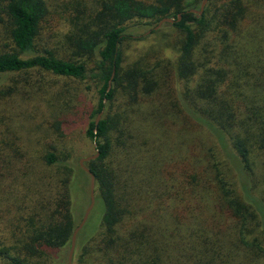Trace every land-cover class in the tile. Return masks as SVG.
Wrapping results in <instances>:
<instances>
[{"label": "trees", "instance_id": "obj_1", "mask_svg": "<svg viewBox=\"0 0 264 264\" xmlns=\"http://www.w3.org/2000/svg\"><path fill=\"white\" fill-rule=\"evenodd\" d=\"M259 1L208 0L198 16L189 12L193 8L186 0H81L66 35L77 59L47 50L38 53L48 15L44 0H4L0 5L6 42L0 46V75L40 70L97 86L98 103L86 136L97 144L99 157L84 165L95 177V196L104 206L98 232L104 263L113 264L116 256L120 264H264V6ZM164 18H172L168 25L181 35L177 56L154 63L141 58L123 67L122 48L132 38L130 28L152 27ZM87 56L91 61H84ZM176 83L182 85L178 101L172 99L179 92ZM122 97L124 108L140 112L142 129L152 122L153 134L144 142L137 131L133 137L128 131V139L120 141L125 133L121 120L109 111ZM144 99L152 102L153 111L136 109ZM124 108L120 104L126 115ZM104 110L106 116L96 127L95 119ZM153 113L158 120L150 119ZM177 114L183 116L188 132L198 128L210 141L184 140L181 179H170V156L181 144L162 140V127ZM60 124L58 119L52 123L55 131ZM146 141L154 144L150 151ZM117 148L135 161H147V166L136 167L127 156L124 171L106 163ZM165 148L168 156L161 176L169 179H155L160 159L152 149ZM19 157L24 158L22 152L12 151L7 167L14 178L23 169L17 165ZM42 158L47 166L61 165L53 146ZM66 170L59 223L48 234L57 236V247L70 242L81 217L74 218L68 201L73 178L80 172L87 178L86 195L89 190L90 179L80 165L77 174L70 176ZM141 208H152L148 214L154 216L153 228L139 225L124 231V220L137 217ZM6 264L24 263L11 258Z\"/></svg>", "mask_w": 264, "mask_h": 264}, {"label": "rangeland", "instance_id": "obj_2", "mask_svg": "<svg viewBox=\"0 0 264 264\" xmlns=\"http://www.w3.org/2000/svg\"><path fill=\"white\" fill-rule=\"evenodd\" d=\"M44 1L48 15L40 31L38 53L47 50L57 57L77 59L75 51L66 43V35L72 30V19L77 14V4L81 0ZM201 1L186 0V4L198 10ZM3 3L4 0H0V5ZM257 4L263 7L264 0ZM155 26L130 28L132 38L126 40L122 48L123 67L140 62L141 58L154 63L162 58L174 59L177 56L180 33L175 32L168 23L158 29H154ZM3 27L0 22V46L6 43ZM87 57L88 59L84 61H91L90 56ZM181 86L176 83L175 89L179 92L172 94L173 100H179ZM120 99L122 101L116 103L114 109L109 111L110 116L114 115L121 120V131L125 133L121 135L120 141L128 139V131L132 137L136 136L134 131H137L140 141L144 142L153 134L152 122L149 124L146 122L142 129L137 117L140 116V112L124 108L126 97ZM144 100L146 102L141 101L136 109L143 108L147 113L151 109L153 111L152 102ZM97 103V86L90 81L56 77L40 70L0 75V171L4 174L3 177L0 176V264H6L11 258L18 259L24 264H68L71 240L63 247H57V236L48 234H52L50 228L59 223V205L63 199L61 181L68 174L66 169H69L70 176L72 173L77 174L79 160L96 152L94 142L86 136V128L89 116ZM120 104L126 115L120 112ZM104 116L105 110L102 112V117ZM154 117L150 119L158 120L156 115ZM182 118L183 116L177 114L173 119L170 118L164 129L162 127L163 135H166L162 140L172 138L176 140L175 143L181 144L177 150H172L170 156V179H177V176L181 179L179 175L185 166L184 156L187 149L186 144L183 145L184 140L191 137L197 142L199 137L204 141H210L208 136L199 134L198 128L188 132L183 127ZM57 119L61 124L60 130L55 131L52 123L54 124ZM174 122L178 125L175 126ZM162 131L157 135V139ZM146 142L145 147L150 151L154 144ZM49 146L57 150L61 165L47 166L43 162L42 157ZM14 150L22 152L24 157L16 159L18 167L23 169L15 178L7 169ZM154 150L152 149V152L160 159L156 173H153L155 179H169L167 174L161 176V172L166 170L168 149L157 152ZM115 152L106 159V163L120 165V170L124 171L122 170L123 166H126L124 159L129 155H122L124 152L119 148L115 149ZM129 158L132 161L138 160L135 157ZM134 164L136 167H146L147 161H135ZM73 179L68 201L71 203L74 218L79 219L81 216L79 224L89 206V190L86 195L85 174L80 172ZM143 210L142 213L138 211L134 219L124 220V231L136 229L139 225L153 228L154 216L150 217L148 214L152 208ZM103 213V203L95 196L88 219L76 237L71 264H108L106 261L104 263L99 250L103 247L101 236L100 238L98 236ZM139 215L146 217L142 218ZM163 221V217H160V222ZM164 225L160 228H165ZM117 232L120 236V227ZM115 258L117 259L114 261ZM113 261V264H120V257L113 256Z\"/></svg>", "mask_w": 264, "mask_h": 264}, {"label": "water", "instance_id": "obj_3", "mask_svg": "<svg viewBox=\"0 0 264 264\" xmlns=\"http://www.w3.org/2000/svg\"><path fill=\"white\" fill-rule=\"evenodd\" d=\"M208 3V0H202L199 6L198 10H190L189 12L196 14L198 16H201L204 12L205 6ZM181 19V15H178V21ZM174 22V20L172 18H164L161 21H159V23L154 27V29H158L161 25L168 23V24H172ZM114 71L111 74L110 80L108 81V86H107V92L111 89V82L112 79L114 77ZM102 117V112H100L96 119H95V126L97 127L100 119ZM94 133H96V128L94 130ZM94 147L96 149V152L94 155L82 158L79 160V165L82 168V170L87 173L90 177V183H89V206L86 209L84 216L82 218V220L80 221V223L78 224V226L74 229L73 233H72V237H71V247H70V252H69V257H68V264H71V257H72V253L74 250V246H75V241H76V237L79 233V231L83 228V226L85 225L88 216L94 206V201H95V195H94V188H95V177L94 175L88 170V168L84 165V163L90 162L92 160H95L99 157V151L97 149V144L94 142Z\"/></svg>", "mask_w": 264, "mask_h": 264}]
</instances>
